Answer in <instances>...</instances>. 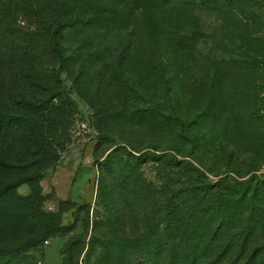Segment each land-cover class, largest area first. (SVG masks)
<instances>
[{"label": "trees", "instance_id": "trees-1", "mask_svg": "<svg viewBox=\"0 0 264 264\" xmlns=\"http://www.w3.org/2000/svg\"><path fill=\"white\" fill-rule=\"evenodd\" d=\"M136 2L142 5L141 42L137 58H143L144 63H140L137 78L123 81L122 91L117 95L122 105L116 112L127 122L146 123L165 129L182 144L194 148L199 140L192 134L195 126L206 124L219 112V117L227 112L234 113L236 105H239L235 93H232L238 87L236 74L251 71L253 75H258L260 63L264 64V40L260 37L264 0ZM35 3L39 13L36 26L25 33L18 32L16 39L31 44L40 40L51 58H55L60 66L68 67L72 58H79L82 46H79L80 51L76 49V54L71 52V46L65 44L66 32L76 29L78 34L85 30L83 27L89 25L90 19L85 20L84 11L89 7L66 3L54 10L46 0ZM19 6L16 0H0V15ZM127 6L128 0H125L120 15L133 19L134 14H128ZM93 14H98L100 21L106 20L104 12ZM201 14L212 16L211 24H202ZM184 20L189 23L186 29L171 32L175 21ZM212 26H222V29L228 26L236 30L230 61L216 55L213 48L206 57L197 53L202 38L205 44L209 41H214L216 47L224 44L223 39L217 40L215 29L205 34L204 27ZM2 43L0 38V47ZM132 51L129 43L125 57L134 58ZM190 62L196 65L197 75H190ZM261 68L264 70V65ZM256 82L246 85L264 93V80ZM60 98V94H52L38 102L22 98L17 103L22 110L40 116L46 114L47 117L42 120L44 125L33 123L38 136L33 138L34 142L29 140L34 149L24 154L21 159L24 163L10 164L0 160V166L8 167L17 175L15 180L0 185V202L10 199L26 209L33 208L30 202L36 194L19 197L15 189L24 184L38 188L43 173L59 159L60 152L50 146L44 135L47 130L54 132L59 127L53 116L61 111ZM190 107H197L198 112L188 117ZM28 121L22 113H0V137L11 132L16 125ZM244 121L251 122V118L231 115L226 119L225 126H239ZM23 136L27 140L30 138ZM258 136L260 147L264 149L263 131ZM121 151L127 172L117 170L113 162ZM132 151L136 154L120 145L110 149L105 159L98 162L102 170L110 171L108 176L118 172L115 182L102 173L97 199L100 205L101 202L106 205L102 204L98 213H107L106 224L116 225L120 230L129 216H142L140 232L129 236L131 231L127 234L122 230L119 234L115 233L114 242H107L103 247L92 234L89 252L81 263L84 242L75 235L66 241L60 264H89L98 247H101V253L97 264H264V174L258 173L264 157L250 158L249 166L241 171L231 153L228 163L223 165V172L211 173L196 164L192 156L180 155L175 146L163 151L155 146ZM148 163L155 167L153 179L145 172L144 167ZM122 193L129 198L131 196L136 200L134 202L149 201L151 204L147 212L136 213L137 208L127 202L126 196L122 198ZM109 200L110 207H107ZM50 216L53 217L51 221H39L35 225L37 235L27 239L24 244L26 250L41 247L65 229L60 226L58 216ZM104 222L101 217H96L94 230ZM85 224L88 226V221ZM20 252L21 246L11 248L5 245L0 248V255L11 256Z\"/></svg>", "mask_w": 264, "mask_h": 264}, {"label": "rangeland", "instance_id": "rangeland-1", "mask_svg": "<svg viewBox=\"0 0 264 264\" xmlns=\"http://www.w3.org/2000/svg\"><path fill=\"white\" fill-rule=\"evenodd\" d=\"M16 1L20 3L17 9L11 8L7 14L0 15V38L3 41L0 47V113H22L29 121L16 125L11 132L0 137V160L10 164L24 163L21 160L24 154L34 149L30 141L34 142L33 138L38 136L33 123L45 124L42 120H45L46 114L40 116L22 110L17 103L22 98L38 102L52 94H60L62 98L59 102L61 111L53 116L59 127L54 132L47 130L44 137L60 154L58 161L43 173L38 188L24 184L15 189V194L19 197L36 194V198H32L30 202L33 208L26 209L24 205L11 202L10 199L0 202V248L5 245L11 248L21 246L18 254L0 255V264H60L66 241L75 235L84 242L81 263L89 252L92 234L103 247L107 242H114L113 238L117 236L115 233L124 231L128 234L131 231L129 236H133L140 232L142 216H129L128 221L123 223L122 231L116 225L106 224L107 213H98V209L105 204L101 202L100 205L97 199L102 173L105 178H111L112 182H115V178L118 179L117 171V174L110 177V171L102 170L98 164L112 148L123 145L133 152L132 150L147 146H155L159 151L175 146L180 155L192 156L191 159L196 164L211 173L223 172V165L228 163L231 153L241 171L249 166L250 158L264 157V149L260 147L258 136L260 131L264 133V93H258L257 88L246 85L264 80V70L261 68L263 63H260L258 75H253L251 71L236 74L238 87L232 93H235L239 105H236L235 112H227L220 117L219 112L214 118L208 119L206 124L195 126L192 134L199 140L193 148L182 144L165 129L146 123L127 122V119L121 118L116 112L122 105V101H118V92L122 91L123 81L137 78L140 63H144L143 58H137L142 30L141 4L136 0H128L127 12L134 14L132 19L122 18L120 15L125 0H46L54 10L66 3L86 4L89 7L84 11L85 20L90 19L89 25L83 27L85 30L78 34L76 29L66 32L65 44L71 46V52L76 54V49L82 46L79 58H72L68 67H62L44 51L40 40L31 44L21 42L20 38L16 39L18 32L25 33L36 26L39 13L35 2L39 0ZM94 12H104L106 20H98V14H93ZM199 18L202 24H211L212 16L201 14ZM188 24L185 20L175 21L171 28L173 31H168L186 29ZM212 29H215L217 40L223 39L224 44L216 47L214 41L205 44L202 38L198 43L197 53L206 57L213 48L216 55L230 61L234 52L232 45L235 44L236 30L228 26L224 29L222 26L204 27L203 30L208 34ZM261 29L260 37L264 40V16ZM129 43L132 45L134 58L125 57ZM194 66L196 65L192 62L188 65L190 75L197 73ZM197 112V107H190L188 117ZM231 115H246L251 118V122L244 121L239 126L233 124L226 127V119ZM23 135L30 138L27 140ZM121 152L113 158V162L117 170L127 172ZM260 162L262 165L258 173L264 174V159ZM144 168L147 176L153 179L154 165L148 163ZM15 174L8 167L0 166V185L15 180ZM121 196L123 198L126 193ZM127 198V202L137 208L136 213L147 212L151 204L149 201L134 202L136 200L131 196ZM107 207H110V200ZM50 215L58 216L60 226L65 229L56 233L52 240L44 242L41 247L26 250L24 244L27 239L37 235L34 232L35 225L39 221H51L53 217ZM20 217L22 219L19 222ZM96 217H101L105 222L95 231ZM101 247L93 252L89 264H97Z\"/></svg>", "mask_w": 264, "mask_h": 264}]
</instances>
